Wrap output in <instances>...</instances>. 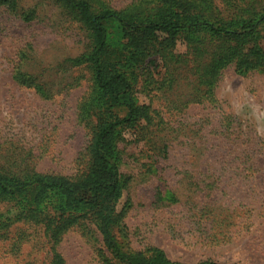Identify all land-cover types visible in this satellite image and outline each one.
Listing matches in <instances>:
<instances>
[{
  "label": "rangeland",
  "instance_id": "1",
  "mask_svg": "<svg viewBox=\"0 0 264 264\" xmlns=\"http://www.w3.org/2000/svg\"><path fill=\"white\" fill-rule=\"evenodd\" d=\"M104 1L121 9L134 0ZM16 2V12L0 5V163L6 167L3 156L16 149L32 153L27 165L38 172L80 174L86 169L85 147L97 117L89 122L80 120L78 110L89 94L90 73L69 59L87 50V34L52 0ZM30 10L34 16H24ZM108 24L111 41L119 43V28ZM184 48L179 43L176 50ZM21 70L38 80L23 81L18 77ZM137 97L140 102L149 101L144 93ZM211 102L168 112L163 109L161 94L153 98L152 106L161 109L163 118L186 126L173 134V166L161 163L149 171L144 154L138 153L141 143L132 142L134 134L128 127L120 130L117 144L127 183L116 208L123 209L125 227L121 232L116 223L113 232L124 250L147 252L157 247L170 261L180 264H264V178L238 174L244 166L238 160L226 165L218 187L227 191L223 199H229L233 215L221 223L220 218L228 212L224 208L211 214L202 212L206 207L202 204V163L190 155L187 141L193 139L199 146L204 119L212 121L207 130L214 128L210 136L217 138L214 134L220 130V120L230 117L248 136V143L238 144L240 150L250 147L251 142L264 147V72L254 70L244 75L231 68L224 70ZM222 138L220 135L218 142ZM239 148L237 153L243 157ZM257 160L264 165V156ZM17 164L10 166L16 169ZM186 172L196 184L189 182ZM167 191L174 196L166 198ZM23 195L24 199L0 194V264H47L51 242L44 225L26 217L30 214H18L22 203L35 201L36 190H26ZM219 204L216 201L211 206L214 209ZM217 211H222L219 218L214 215ZM102 248L91 219L64 227L55 245L65 264H100L106 257Z\"/></svg>",
  "mask_w": 264,
  "mask_h": 264
},
{
  "label": "trees",
  "instance_id": "2",
  "mask_svg": "<svg viewBox=\"0 0 264 264\" xmlns=\"http://www.w3.org/2000/svg\"><path fill=\"white\" fill-rule=\"evenodd\" d=\"M52 1L79 23L89 41L86 51L69 59L90 73L89 94L78 110L80 120L89 122L97 117L85 147L86 169L74 176L38 172L27 165L31 152L13 149L3 156L8 165L0 163V194L24 199L26 190H36L35 201L22 203L18 214H30L26 217L44 225L51 242L47 264H65L55 249L56 240L64 227L85 219L94 221L100 234L106 255L100 264H180L170 261L157 247L147 252L124 250L115 237L113 226L118 223L121 232L125 227L123 209L116 208L127 183L117 144L120 130L128 127L134 134L132 142L141 143L138 153L144 154L149 171L161 163L173 166V134L186 126L163 118L161 109L152 106L153 98L161 94L163 109L182 112L190 104H212L215 85L228 68L244 75L254 70L264 72V0H134L121 9L104 0ZM0 5L16 12V0H0ZM23 14L30 18L34 11ZM108 22L119 28V43L111 41ZM179 43L184 45L183 51L176 50ZM18 77L38 80L23 70ZM138 93H144L149 101L140 102ZM220 122L214 135H221V142L219 136H210L214 128L207 130L210 119L202 120L199 146L193 139L187 141L190 155L202 163V204L206 206L202 212L211 214L222 207L228 211L220 218L224 223L233 215L229 199H223L227 191L218 187L226 165L238 160L244 163L238 174L264 178V165L257 160L264 156V147L251 142L250 147L240 150L238 144L248 143L243 128L230 117ZM14 162H18L16 169L10 166ZM190 176L186 172L189 182L196 184ZM166 194V198L174 196L169 191ZM203 198L208 199L204 202ZM216 201L220 204L213 209ZM221 213L214 215L219 218Z\"/></svg>",
  "mask_w": 264,
  "mask_h": 264
}]
</instances>
